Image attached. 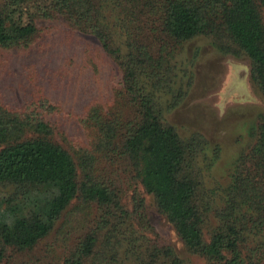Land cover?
Listing matches in <instances>:
<instances>
[{"label":"trees","instance_id":"16d2710c","mask_svg":"<svg viewBox=\"0 0 264 264\" xmlns=\"http://www.w3.org/2000/svg\"><path fill=\"white\" fill-rule=\"evenodd\" d=\"M39 20L96 40L120 75L104 96L77 112L38 90L6 98L4 50H26ZM197 36L245 56L264 97V0H0V264L52 230L63 251L53 264H190L147 235L139 195L125 204L132 181L202 264H264V112L222 187L205 184L220 147L166 118L191 85L196 52L180 51Z\"/></svg>","mask_w":264,"mask_h":264},{"label":"rangeland","instance_id":"374dc122","mask_svg":"<svg viewBox=\"0 0 264 264\" xmlns=\"http://www.w3.org/2000/svg\"><path fill=\"white\" fill-rule=\"evenodd\" d=\"M45 28L26 49L4 50L8 64L2 83L8 100L21 103L33 91L47 96L61 111L77 112L87 101L104 96L119 78L114 62L99 48L96 40L70 30L60 20L37 21ZM195 51L191 85L182 102L166 114L181 134L201 133L220 147L217 159L205 174L207 186H224L238 151L247 144L246 127L254 116L264 112V97L249 80V60L245 56L220 53L209 37L197 36L182 47L186 58ZM67 133L76 132L72 120L62 123ZM122 199L131 207V196L142 199L147 235H157L177 256L190 264L202 258L189 253L171 224L155 207L151 195L136 181L122 185ZM5 189L0 187V195ZM53 230L32 248H8L1 264H53L63 255Z\"/></svg>","mask_w":264,"mask_h":264}]
</instances>
